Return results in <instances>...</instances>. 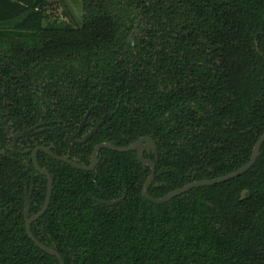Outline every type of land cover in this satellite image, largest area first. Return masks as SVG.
I'll list each match as a JSON object with an SVG mask.
<instances>
[{
    "label": "trees",
    "instance_id": "trees-1",
    "mask_svg": "<svg viewBox=\"0 0 264 264\" xmlns=\"http://www.w3.org/2000/svg\"><path fill=\"white\" fill-rule=\"evenodd\" d=\"M81 5L75 25L52 20L48 0H0V264H59L26 236L35 172L6 149L11 131L46 123L55 133L40 138L85 165L99 143L150 137L155 199L238 170L264 133V0ZM104 111L89 140L69 143ZM99 161L93 172L50 161V208L31 230L64 264H264V144L240 177L162 205L142 197L150 170L134 151Z\"/></svg>",
    "mask_w": 264,
    "mask_h": 264
},
{
    "label": "flooded vegetation",
    "instance_id": "flooded-vegetation-1",
    "mask_svg": "<svg viewBox=\"0 0 264 264\" xmlns=\"http://www.w3.org/2000/svg\"><path fill=\"white\" fill-rule=\"evenodd\" d=\"M81 21H82V15H80V22ZM88 116H89V112H87L85 114V116L83 118V121L81 122V124H79V126H78V128H77V130L75 132H73V133H70V132H67V131L65 132L70 144H72V145L73 144L81 145V144L85 143L87 140H89L93 136V134L96 133V131L98 130V128L100 127V125L104 122V120L107 118L108 114H107L106 111H104V114H103L102 119L100 120V122L97 123V124H95L89 130H87L85 132V134H82L86 130V127L88 125V122H87L88 121ZM47 131H50V132H54L55 133V129L54 128L49 127L46 123H40V124H36L35 126L29 128V129H27V130H25L23 132L15 133V131H11L7 135L8 142L6 144V149H9L10 150V153H11L12 156H18L25 163H27V160L29 158V160L31 162V165H32V168H33V170L35 172V174H34V180H31L29 182V184H26L25 185V190L23 192V198H24L23 203L24 204H23V208H22V214H23V218H24V230H25V233H26V228H25L26 215H27V218H31V217L36 216L37 214H39L44 209L45 202H46V199H47V191H48V183L49 182H48V179H47L46 176H44L40 172H38V170L35 167V163L37 164V166H38V168L40 170H44V171H46L49 174L50 179H51V182H52L49 204H48V207H47L46 211L44 212V214L40 217V218H42L48 212V210L50 208L51 199H52V193H53V178H52L51 173H50V169H51L50 168L51 167L50 166V161L52 160L54 162H59V163H62L64 165H68V164H66V163H64L62 161L56 160L54 158V157H57V158H63V159L70 160V161H72V162H74V163H76V164H78L79 166H82V167H90L91 166L92 153H93L94 149L98 145L105 144V143H110V144L114 145L112 142H102V143L97 144L92 149V152H91L90 157H89V160H88V164L85 165V164L78 163V161L75 158H71L70 159L67 156L57 155L54 152L55 149H56L55 148V145L52 142L46 143L44 141V139L43 138H40V136H39V135H41V134H43L44 132H47ZM60 134L61 133H57V135H60ZM142 138H150V137H142ZM154 144H155L156 149H157V156L153 155L152 153H146V152H144L143 153V158L148 159V160H151L153 162L154 168H155V162L151 158L144 157V154H149L152 157H154L155 161H157V158H158V147H157V145H156L155 142H154ZM115 147H119V146H115ZM125 147H127V146H125ZM46 150H47V152H46ZM101 150H108V149H100L97 152V155H96L97 162H96L94 168L91 171H83V170H79V169L73 168L70 165H68V166H70L71 168L76 169L78 171H82V172H93L98 167V165H99V162H100L99 161V157H100V151ZM109 151H111V150H109ZM113 152H115V151H113ZM131 152H133V151H131ZM118 153H120V152H118ZM123 153H128V152H123ZM136 156H137V154H136ZM145 168H147V167H145ZM149 170H150V168H149ZM155 173H156V169H155ZM38 177H40V178H42L44 180L45 185L42 184L41 188H44V186H45V190H43V193L41 195L36 196L35 193H39V183H38L39 182V178ZM154 180H155V175H154ZM153 183H154V181H153ZM96 202L98 204H101V205L113 206V205L117 204L118 202H120V199H118V200H111V201H98L97 200ZM40 218L36 219L35 221H33L31 223V226H30L31 233H32V230H31L32 225L35 222H37ZM26 236H27V233H26ZM35 239H36V237H35ZM39 243H41V242H39ZM42 245L45 246L46 248H50V249L54 250L55 252H57L54 248H51V247H49L47 245H44V244H42ZM49 256H51V255H49ZM52 257H54V256H52ZM54 258H56V257H54Z\"/></svg>",
    "mask_w": 264,
    "mask_h": 264
},
{
    "label": "water",
    "instance_id": "water-1",
    "mask_svg": "<svg viewBox=\"0 0 264 264\" xmlns=\"http://www.w3.org/2000/svg\"><path fill=\"white\" fill-rule=\"evenodd\" d=\"M80 15H82V5H81V14ZM263 144H264V133L256 141L249 161L244 166L239 168L238 170H236V171H234V172H232V173H230L228 175L216 178V179L200 180V181L192 182V183H190L188 185H185L184 187H182L180 189H177V190H174L172 192H169L168 194H166L165 196H163L162 198H159V199L152 198L148 194V189H149V187L151 186V184L154 181L155 168H154V164H153V162L151 160L143 158V153L144 152L152 153L153 155L157 156L156 146H155L154 142L150 138H141L138 141H136L135 143H133V144L127 146V147H115L114 145H112L110 143H105V144L98 145L94 149V151L92 153L91 166L90 167H82V166H79L78 164H76V163H74V162H72L70 160L63 159V158H57V157H54L53 155L52 156L56 160L62 161L64 163L72 166L73 168H76V169H79V170H83V171H91L94 168V166H95V164L97 162L96 155H97V152L100 149H108V150L115 151V152H120V153L135 151L139 161L142 164V166L144 168L145 167H149L150 168V174L148 175V177H147V179H146V181L144 183V186L142 188V197L145 200H147L150 203H152V204L162 205V204L170 202L175 197H178V196H180V195H182V194H184V193H186V192H188V191H190L192 189L213 186V185L221 184V183L227 182L229 180H232V179L240 177L241 175L246 173L255 164V162L257 161V159H258V157L260 155V150H261ZM46 152H47V150H46ZM35 167L38 170V172H40L42 175L46 176L47 179H48L49 183H48L47 199H46V202H45L44 209L39 214H37L36 216H33L31 218H27V215H26V220H25L26 233H27V236L32 240V242L41 251L45 252L48 255L56 257L58 262H59V264H64L61 256L57 252H55L54 250H52L50 248H46L41 243H39L35 239V237L33 236V234L30 231L31 223L33 221H35L36 219L40 218L44 214V212L46 211V209L48 207V204H49L50 192H51V187H52V182H51L49 174L46 171H44V170H40L36 163H35ZM248 195H249L248 193H245V197H248Z\"/></svg>",
    "mask_w": 264,
    "mask_h": 264
},
{
    "label": "rangeland",
    "instance_id": "rangeland-1",
    "mask_svg": "<svg viewBox=\"0 0 264 264\" xmlns=\"http://www.w3.org/2000/svg\"><path fill=\"white\" fill-rule=\"evenodd\" d=\"M52 2L51 19H59L64 22L72 21L73 24L80 23L81 0H48ZM67 15V16H64ZM52 19V20H55Z\"/></svg>",
    "mask_w": 264,
    "mask_h": 264
}]
</instances>
